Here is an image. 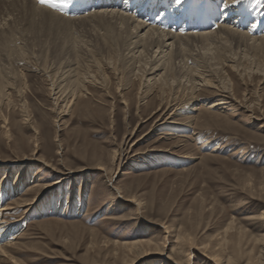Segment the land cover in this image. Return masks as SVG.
<instances>
[{"label":"rangeland","instance_id":"obj_1","mask_svg":"<svg viewBox=\"0 0 264 264\" xmlns=\"http://www.w3.org/2000/svg\"><path fill=\"white\" fill-rule=\"evenodd\" d=\"M135 1L138 5L144 2ZM159 1L163 9L176 15L186 13V17L198 14L205 3ZM240 1L232 0L234 14L253 20L244 28L255 22L264 29V0ZM0 3L3 22L12 7L3 0ZM55 8L61 17L69 11ZM221 14L219 11L218 17ZM79 25H72L73 37L95 47L97 33L89 31L85 23ZM52 30L49 46L41 44V33L18 31L16 37L21 39L14 43L20 40L15 45H22L26 56H10L8 61L18 75L14 84L21 88L19 94L13 91L8 95L10 106L0 107V223L4 219L0 244L13 243L6 247L8 256L16 264H172L185 257H190L189 264H213L203 257L209 250L220 264H264V126L260 127L264 120H256L264 116V70L252 78H239L229 63L222 66L234 87L228 109H208V103L218 99L216 93L198 87L201 89L190 95L185 91L186 78H182L185 83L181 82L180 95L173 99L178 107L173 117L176 122L163 126H156L155 120L172 103L171 96L167 95L164 103L155 92L145 96L138 67L128 86L124 80L118 83L106 70L113 99L100 98V89L89 86L93 93L88 95L90 109L74 105L58 121L56 115L64 110L66 101L53 98L57 82L51 73L57 69L60 74L54 56L62 52L60 43L71 39L68 33ZM104 33L100 27L101 38ZM53 37H57L56 43ZM261 61L264 64V56ZM206 78L230 86L224 73ZM117 83H123L121 93L129 103L127 110L116 92ZM111 103L115 109L112 114ZM159 106L161 111L156 112ZM125 134H130L126 144ZM36 142L41 161H29L28 167L25 163L7 166L9 160L30 157ZM122 148L124 155L116 170L113 156ZM43 161L51 168L73 170L71 179L56 189H43L60 176ZM99 163L103 169L95 168ZM23 165L25 172L19 175ZM30 199L36 204L27 213L23 208L1 210L9 203ZM137 240L151 245L164 243L165 251L163 255L145 251L126 256L121 243ZM2 258L0 264H13ZM132 258L137 259L130 263Z\"/></svg>","mask_w":264,"mask_h":264},{"label":"bare ground","instance_id":"obj_2","mask_svg":"<svg viewBox=\"0 0 264 264\" xmlns=\"http://www.w3.org/2000/svg\"><path fill=\"white\" fill-rule=\"evenodd\" d=\"M34 1L3 0L6 5L12 7V10L10 11L7 9L9 13H5L7 15L5 18H2L3 22L0 21V107L4 104L10 106L11 102L10 99H8V95L13 91L18 94L21 92V88L14 84L18 75L14 70L10 69L8 63L10 56H12V59L13 56L23 58L26 56L24 51L21 52L22 45H15L20 40L14 43L16 39L20 38H18V36L16 37L18 31L21 34H23L24 31H28V34L32 32L41 33L39 36L43 35L44 38H40L41 44H46L47 46H49L53 40L49 37L50 31H53L52 29H54V32L60 31L59 34L65 32L68 33L66 36H70V41L66 39L68 42L63 41L59 45V49L62 50V52H66L65 55H62V52L59 53V51V56L57 55L56 57V53L55 56L53 54V56L57 58L54 62L56 61L59 66L66 64L62 67L63 70L57 66L58 69H61L60 74L56 68L54 73H51L52 79L54 77L56 79L54 81L57 82L54 87L56 91L53 92L55 95L53 98L57 100L65 98L64 101H66L65 104L63 103L64 110L60 109L61 111L56 115L58 121L61 120L74 105L75 108L77 107L82 110L88 111L90 109L91 106L88 95L91 96L93 93L89 86L100 89V98L110 97L113 99V93L110 90V82L105 73L106 70L110 72V75H112L113 79L117 80V82L124 80V85L128 86L132 83L133 72L136 67H138L136 70L141 71H139L142 74L140 84L145 96L155 92L163 103L167 95L172 97V103H170V105L161 112V116L159 115L155 120L156 126L175 124L176 121L173 120L178 107L175 106L176 104L173 99H177L180 95L181 82L184 81H181L182 78H186L188 84L185 86V91L188 90L190 95L201 89L198 87H205L216 93L218 99L210 101L208 103V109L219 106L220 108L228 109L227 106L231 105L230 95L233 97L234 87L231 79H229L228 74L224 72L222 66L229 63V68L237 74L239 78H243L244 76L252 78L253 75L259 74L264 70V64L261 61V58L264 56V29H260V26L255 22L249 24V28H244L246 23L252 22L253 20H243L240 14H234L235 7H232V0H223L221 4L219 0H205V3L200 6L202 8L198 14L194 16L189 14L188 17H186V13L184 15L179 14V16L176 15L174 11L163 9L161 6L163 2L159 0H144V2L139 5L135 0H55L57 7H63L65 11L69 10L65 12L66 15L64 14V17L57 15L59 11H55L56 13L53 11V9H56L55 6H51L52 9H49L48 7L50 6L48 5L40 6L39 4V7H36L35 5L37 3L34 4ZM45 6L48 9L45 8ZM63 9L60 11H63ZM184 10L187 11V9ZM13 11H16V13ZM219 11L222 13L221 17H218ZM5 12L7 11L5 10ZM62 13L60 14L62 15ZM80 23H85L90 29L89 31L95 32V34L97 33L95 37L99 38V41H96L97 45L95 47L92 45V47L89 48L86 40H84L86 42L85 45L83 39H80L81 37H73L71 34L70 29L72 25L76 24L77 26V24L79 25ZM73 27H75V25ZM100 27L105 31L102 38L100 37ZM22 38L24 39V37ZM53 38V42L58 40L57 37ZM28 40L32 39L28 38ZM31 42L33 45L34 42ZM64 42L67 45H65ZM7 47H10L12 52L9 51L11 53L7 51ZM119 48L122 49V52L120 50L121 54L119 53ZM228 48H230V50H228ZM100 52L102 56H100ZM47 57L48 56H46V58ZM49 57L47 59H49ZM34 58H36L37 61L38 57L35 56ZM46 58H44V60ZM117 60L120 61V64L117 63ZM243 61L246 63L243 64ZM188 62L192 63L194 66H188ZM7 63L8 65H6ZM50 70L51 69H49V72ZM51 71H53V69ZM46 73H48V71ZM217 73H224L225 78H228L230 81H227L230 83V86H221L214 82L213 79L206 78V76L210 74ZM136 80L139 79L136 77ZM118 83L116 92L119 94V99L123 107L127 110L129 108V103L121 93L122 87L120 85L123 83ZM222 85H224L223 82ZM160 107L161 106L157 108L158 111L156 112L161 111ZM140 108L139 106L137 107V109ZM109 110L111 114L114 112L113 103H111ZM2 119L3 122L6 123V118L2 117ZM26 120H28V118H26ZM256 120L262 121L264 120V116H260L256 118ZM262 126H264V122H262L260 127ZM33 131L34 134H37V130L33 128ZM129 137L130 134H128V136L127 134L124 135V144L130 139ZM35 145L30 157L23 156L20 160H9L7 161V166L14 163H25L24 165L28 167L29 164H27V162L29 161H41L40 159L43 156L40 158V156L38 157L36 155V150L39 149L38 142H36ZM123 155L124 148L113 156V163H116V170L120 167ZM42 163L45 167L51 168L45 161ZM24 165L21 167L19 175L25 172ZM95 168L103 169V165L99 163ZM51 170H54V173H58L60 176L54 182L43 187V189L45 188L47 191L56 189L59 185L66 183L71 179V174L73 173V170L67 168L59 170L51 168ZM13 187L14 191H16L14 184ZM128 199L124 201H128ZM35 204L36 201L30 199L24 202H14L6 206L3 205L4 207L1 210L23 208V213H27L34 208ZM3 223L4 219L2 223H0V231L4 228ZM5 223L8 224L7 222ZM142 242L143 241L137 240L121 243L123 248H125L124 251L128 253L126 256H132L136 253L141 254V252L145 251V254H152V256L156 254L163 255L165 251L164 243L151 245V243L144 244ZM11 244L13 243L0 244V257L8 258L10 262L16 264L17 261L8 256L6 251V247ZM203 257L207 262L220 264L217 255L209 250L206 254H203ZM166 258L168 259L169 257ZM189 258H182L180 262L173 260L172 264H181L182 262L189 264ZM136 259L132 258L130 263L134 262ZM226 264L233 263L227 261ZM248 264L257 263L250 262Z\"/></svg>","mask_w":264,"mask_h":264},{"label":"snow or ice","instance_id":"obj_3","mask_svg":"<svg viewBox=\"0 0 264 264\" xmlns=\"http://www.w3.org/2000/svg\"><path fill=\"white\" fill-rule=\"evenodd\" d=\"M233 2L235 3L236 0H233ZM37 3L41 4V5H48V6H56L55 4V0H37Z\"/></svg>","mask_w":264,"mask_h":264}]
</instances>
